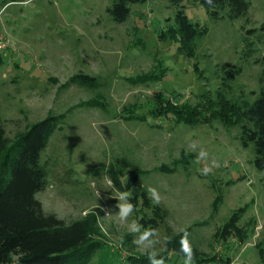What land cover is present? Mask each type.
I'll list each match as a JSON object with an SVG mask.
<instances>
[{
  "label": "rangeland",
  "instance_id": "1",
  "mask_svg": "<svg viewBox=\"0 0 264 264\" xmlns=\"http://www.w3.org/2000/svg\"><path fill=\"white\" fill-rule=\"evenodd\" d=\"M250 1L248 16L231 20L196 0H147L118 23L108 12L114 0H0V123L11 146L34 123L63 115L42 155L48 185L36 198L67 223L95 220L79 264H149L153 250L165 264H183L180 240L179 252H167L170 235L185 230L195 264H264V170L253 146H242L240 125L222 118L218 95L232 67L242 71L227 98L260 93L264 0ZM182 5L209 29L193 56L168 34ZM77 76L96 82L82 86ZM202 149L208 158L197 163ZM123 191L135 211L122 223L115 196ZM133 220L157 230L154 249L134 243Z\"/></svg>",
  "mask_w": 264,
  "mask_h": 264
},
{
  "label": "trees",
  "instance_id": "2",
  "mask_svg": "<svg viewBox=\"0 0 264 264\" xmlns=\"http://www.w3.org/2000/svg\"><path fill=\"white\" fill-rule=\"evenodd\" d=\"M146 1L114 0L108 12L116 22L122 23L129 18L132 4ZM169 1L174 5L183 2ZM196 1L211 16L220 18L228 15L231 20L247 17L251 7L250 0H214V7L205 4L204 0ZM208 31L206 25L192 22L182 5L176 15V24L170 27L168 34L180 43L182 53L193 56L195 41ZM249 50L254 52L253 48ZM195 68L200 79L203 78L204 72L198 64ZM241 71V68L233 67L224 71L222 92L219 91L218 95L228 114L221 116L227 118L230 124L240 125L242 146H253V163L258 170H264V69L260 78L262 87L254 101L243 96L234 100L225 96L231 93V83ZM71 80L88 87L96 82L94 77L89 76H77ZM165 107L169 109L166 104ZM217 110L218 114L223 112L222 109ZM175 112L182 116V120L190 122L189 114L176 109ZM63 121V115L50 114L19 133L11 146L4 125L0 123V264H79L88 256L89 251L85 248L94 234L95 220L88 216L67 223L57 215L45 212L36 198V194L48 185V171L42 162V155L49 137ZM226 228L229 226L226 225ZM182 235H170L167 253L171 250L179 252V237Z\"/></svg>",
  "mask_w": 264,
  "mask_h": 264
},
{
  "label": "clouds",
  "instance_id": "3",
  "mask_svg": "<svg viewBox=\"0 0 264 264\" xmlns=\"http://www.w3.org/2000/svg\"><path fill=\"white\" fill-rule=\"evenodd\" d=\"M27 3H30L31 0H26ZM204 3L210 7H214V0H204ZM195 149L196 145L193 144L191 146ZM208 152L206 150H200L196 157V162H200L201 160H206L208 158ZM214 163V162H213ZM212 171V167H205L202 170V175H208ZM150 198L154 203H160V196L158 190L154 187L149 188ZM99 192H97V197H99ZM132 193L129 191L118 192L115 198L118 200V204L116 207L119 209L116 214L118 219L123 223L127 222L129 216L135 211V205L130 202ZM142 226L135 220L131 222L129 225V231L132 233H139L137 239L134 241L137 245H147L154 249L155 244L158 243V240L154 239V237L158 236V232L153 228H143ZM180 251L183 253V264H195V255L193 251V247L191 241L189 240V233L185 230L180 239ZM149 264H165L164 258H158V253L153 250L148 255Z\"/></svg>",
  "mask_w": 264,
  "mask_h": 264
}]
</instances>
